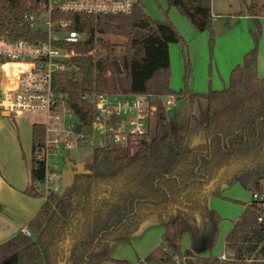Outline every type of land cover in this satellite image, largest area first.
<instances>
[{
  "label": "trees",
  "instance_id": "obj_1",
  "mask_svg": "<svg viewBox=\"0 0 264 264\" xmlns=\"http://www.w3.org/2000/svg\"><path fill=\"white\" fill-rule=\"evenodd\" d=\"M42 0H0V38H44V30L31 27L28 17H40ZM199 33H210L215 43L212 0H168ZM264 6L253 0L247 14L255 17L259 33ZM53 20H67L66 31L87 37L85 42L56 43L74 53L68 61L72 107L82 124L91 127L87 92L186 98L191 108L197 99L207 102L206 121L193 110L186 132L160 109L149 146L132 153L131 146L94 150L89 174L77 175L73 186L60 196H47L37 188L45 167L36 159L45 142V126L33 125L31 183L25 194L45 198L39 213L22 232L0 244V264H103L112 261L110 246L130 243L146 222L164 228L162 244L138 264H174L187 256L190 264H220L213 252L223 222L211 208L210 198L221 197L225 185L240 184L251 192H264V78L258 75L259 34L244 64L231 74L222 91L193 94L189 90L188 43L170 20L150 16L142 3L131 14L88 16L54 13ZM109 36L125 39L122 53ZM183 48L185 88L171 87L170 46ZM17 73L21 65L9 64ZM16 73V74H17ZM199 128L203 140L192 142ZM202 140V141H201ZM255 202L245 204L225 239V250L243 258L264 259V221L259 222ZM192 245L182 249L184 237ZM131 264L128 261H117Z\"/></svg>",
  "mask_w": 264,
  "mask_h": 264
},
{
  "label": "built area",
  "instance_id": "obj_2",
  "mask_svg": "<svg viewBox=\"0 0 264 264\" xmlns=\"http://www.w3.org/2000/svg\"><path fill=\"white\" fill-rule=\"evenodd\" d=\"M141 0H42L44 12L40 17L31 15V27L44 30V38L35 42L0 38V118L44 115L38 122L45 126V142L36 159L45 167V177L37 188L47 196L60 193L66 159L74 162L68 153L85 145L93 149L131 145L134 138L153 134L160 109L167 114L179 97L140 96L114 93H85L83 99L92 108V125L85 126L78 119L71 95L57 86L55 74L68 72V61L74 53L56 43H78L84 35L66 31L67 20H53L54 13L88 16L131 14ZM41 26V27H39ZM24 65L13 77L4 79L5 66ZM80 130H77L78 126ZM75 163V162H74ZM252 202L259 208V222L264 221V192H252ZM22 233L31 237L26 227ZM187 256L177 258L174 264H190ZM220 264H239L234 252L226 250L218 257ZM246 264H264L263 258H243ZM156 264V263H151Z\"/></svg>",
  "mask_w": 264,
  "mask_h": 264
},
{
  "label": "crops",
  "instance_id": "obj_3",
  "mask_svg": "<svg viewBox=\"0 0 264 264\" xmlns=\"http://www.w3.org/2000/svg\"><path fill=\"white\" fill-rule=\"evenodd\" d=\"M213 15L215 16L214 13ZM239 17L243 18L242 25H244V32L240 37H236L235 39L234 32H237L239 28L237 27L238 23H230L228 29L223 33V36H221L220 41L216 43V48L218 50L216 49L215 56L217 53L219 58L217 57L216 60L211 58V62L208 56V49L210 47V40L208 36H206L208 32L199 33L189 20H185L187 18H181L177 15L172 18V22L177 27L180 34L186 41H189L187 51L188 56L190 53L189 62H191L189 84L191 93L207 94L209 91L211 92V90L222 91L228 88L232 72L238 66L244 64L245 55L255 47L253 33H258L259 38L261 34L256 26L255 17L249 16L247 13H240ZM217 18L216 16L214 17V28L216 27ZM260 21L262 25L264 22V13ZM263 26H261L262 32L264 29ZM248 32L251 35V39L249 38L250 35ZM176 45L179 44H172L170 46V65L172 73L170 84L173 90L180 91L185 88L184 84L183 86L182 84L179 85L180 80L174 84V80L180 79L182 69L184 70L182 61L184 54L182 46L179 45L178 47ZM173 52L175 67L173 66L172 60ZM5 70L11 72L13 77L17 73L16 68L12 70L8 65L5 66L4 71ZM258 75L260 78H264V50L259 54ZM208 80L210 82H208ZM218 88H220V90ZM174 111V109L169 111L167 113V118L177 123V116L173 117ZM23 117L27 116L16 118L5 116L0 118V131L9 130L10 134L13 135V140L11 142L7 143L6 146H0V244L22 232L23 228L28 226L29 222L39 213L45 203V198H33L25 194V191L31 183L32 167L22 158L21 146L20 142L17 140L18 136L16 134V129L11 124L13 122L15 123L16 119ZM204 117L206 118V115H204ZM210 206L212 209L217 210L211 203ZM217 212L221 215V211L217 210ZM163 233L164 228L160 224L155 222L144 223L139 231L131 238L130 243L112 244L110 246V257L112 261L103 264H116L118 263L117 261H128L131 264H138L162 244ZM152 234H154L155 237L151 236ZM184 238L182 249L191 248L192 241L190 235H186ZM133 241L137 243L142 242L143 244L142 249L139 251L137 250L138 254L133 253L135 250H126L123 247V245L131 244Z\"/></svg>",
  "mask_w": 264,
  "mask_h": 264
},
{
  "label": "rangeland",
  "instance_id": "obj_4",
  "mask_svg": "<svg viewBox=\"0 0 264 264\" xmlns=\"http://www.w3.org/2000/svg\"><path fill=\"white\" fill-rule=\"evenodd\" d=\"M253 0H212V9L213 13L217 18L215 30V43L213 46L209 47L208 49V56L212 59H217L218 54L216 52V43H218L223 36V33L228 29L230 23H238V30L234 32L235 39L236 37H240L244 32V25H242L243 18H240V13H247L249 7L251 6ZM261 4L264 6V0H260ZM142 6L145 8L146 12L150 14L153 18H158L160 20H167L175 17V15L180 16L181 18H185L176 8H171L168 5V0H141ZM214 16V15H213ZM214 16V17H215ZM188 20V19H185ZM241 21V22H240ZM244 24V23H243ZM264 25V22L261 26ZM232 26V25H231ZM181 27V26H180ZM177 28V27H176ZM264 28V26H263ZM183 29V28H180ZM178 30V29H177ZM182 31V30H181ZM180 33V32H179ZM250 35V33L248 32ZM208 39L210 40L209 32L206 34ZM251 39V35L249 37ZM109 39L117 45L118 53H122L123 46L125 43V39L122 37L116 36H109ZM189 41H187L188 43ZM175 46V45H174ZM179 47V45H176ZM218 50V49H217ZM264 50V29L263 32L260 34V42L258 46V53L260 54ZM188 58L190 59V53ZM219 58V57H218ZM173 66L175 65V57L174 52L172 56ZM214 60V62H215ZM184 70L182 69V74L180 79L174 80V84L179 81V85L184 84L185 87V60L182 58ZM213 61V60H212ZM191 64V62H190ZM175 67V66H174ZM9 78V81H13V76L11 72L8 70L4 71V79ZM72 80H80V78L73 79L72 76L68 74V72H59L55 74V82L57 86L62 88H70L72 85ZM190 84V78H189ZM208 82H210L208 80ZM190 86V85H189ZM223 87V86H222ZM220 90V88H218ZM222 89V88H221ZM190 90V87H189ZM191 91V90H190ZM213 91V90H211ZM210 92V91H209ZM175 111L173 113V117L177 116L178 119L177 125H179L180 130L184 133L186 132L188 125H189V116L193 110V113L197 115L200 121L205 122L206 118L204 117V113H207V102L204 99H197L191 108V104L189 100L186 98H179L177 100L176 106L173 108ZM45 120L44 115H28L27 117H23L20 119H16L15 123H11L12 126L16 129V136L18 142H20L21 146V154L23 160H26L28 164L32 167V150H33V124L36 122H42ZM155 128L153 130V134L149 137H142V138H134L131 141V150L132 153H136L140 149H145L149 146L151 140L153 139ZM193 143H198V136L204 139L202 134L199 131V128L196 126L192 132ZM13 140V135L10 134L9 130H2L0 131V146H6L7 143ZM201 140V141H202ZM93 153L94 149L90 145H85L79 149H74L68 153V156L71 160L75 163H84L86 169L91 166L93 162ZM62 188V187H61ZM221 197L212 196L210 199V203L212 206L221 211V217L223 219L221 229H220V236L218 239V243L214 249V256H219L223 253L225 248V238L227 234L232 229V223L236 222L242 215L245 204L248 203L252 199V192L243 188L240 184H233V185H225L221 188L220 191ZM215 210V211H217ZM151 236L155 237L154 234ZM185 240V238H184ZM183 240V241H184ZM142 242H134L131 244L123 245L126 250H135L133 253H137L140 249H142ZM185 247V246H184ZM138 250V251H137ZM121 264V263H116Z\"/></svg>",
  "mask_w": 264,
  "mask_h": 264
},
{
  "label": "water",
  "instance_id": "obj_5",
  "mask_svg": "<svg viewBox=\"0 0 264 264\" xmlns=\"http://www.w3.org/2000/svg\"><path fill=\"white\" fill-rule=\"evenodd\" d=\"M41 27V26H39ZM87 40V37L84 36L82 38V42H85ZM81 126L79 125L77 127V130H80ZM91 173L90 170L86 169V166L84 163H74L70 161L69 159H66V169L63 171L62 174V188L60 190L59 195L62 196L68 188L73 186L75 182V177L77 175H83V174H89Z\"/></svg>",
  "mask_w": 264,
  "mask_h": 264
},
{
  "label": "bare ground",
  "instance_id": "obj_6",
  "mask_svg": "<svg viewBox=\"0 0 264 264\" xmlns=\"http://www.w3.org/2000/svg\"><path fill=\"white\" fill-rule=\"evenodd\" d=\"M26 67H28V66L21 65V69H22V68H26Z\"/></svg>",
  "mask_w": 264,
  "mask_h": 264
}]
</instances>
